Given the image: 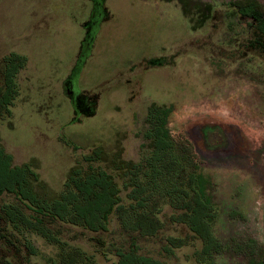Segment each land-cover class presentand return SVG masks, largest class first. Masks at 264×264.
Segmentation results:
<instances>
[{
  "label": "rangeland",
  "instance_id": "obj_1",
  "mask_svg": "<svg viewBox=\"0 0 264 264\" xmlns=\"http://www.w3.org/2000/svg\"><path fill=\"white\" fill-rule=\"evenodd\" d=\"M90 1L0 0V57L26 56L11 114L0 119L1 143L13 162L32 159L44 195L53 197L73 158L92 145L139 161L147 107L170 105L171 138L189 148L214 184L213 234L264 247V61L243 50L247 24L226 9L231 0H101L108 18L82 57L77 81L80 90L97 94L96 106L90 115H75L62 80L79 55ZM152 58L159 63L149 64ZM20 234L35 248L37 264L72 250L91 253L98 264L115 259L92 253L83 240L50 243L25 228ZM198 245L175 250L170 264H200L193 257ZM239 262L214 256V264Z\"/></svg>",
  "mask_w": 264,
  "mask_h": 264
},
{
  "label": "trees",
  "instance_id": "obj_2",
  "mask_svg": "<svg viewBox=\"0 0 264 264\" xmlns=\"http://www.w3.org/2000/svg\"><path fill=\"white\" fill-rule=\"evenodd\" d=\"M226 9L247 24L241 40L245 53L264 61V6L231 0ZM25 64L26 56L16 52L0 57V119L11 114L19 92L16 74ZM170 112L171 106L162 103L147 107L141 133L146 150L139 161L92 145L73 158L53 197L44 195L33 160L14 163L0 139V264H37L22 228L50 243L83 240L92 253L114 256L112 264H170L175 250L196 241L193 257L200 264H214L220 254L240 258L239 264H264V247L254 239L221 242L213 234L214 184L193 164L189 148L171 138ZM77 251L45 264H73L78 258L98 264L91 253Z\"/></svg>",
  "mask_w": 264,
  "mask_h": 264
},
{
  "label": "flooded vegetation",
  "instance_id": "obj_3",
  "mask_svg": "<svg viewBox=\"0 0 264 264\" xmlns=\"http://www.w3.org/2000/svg\"><path fill=\"white\" fill-rule=\"evenodd\" d=\"M91 8L87 10L85 18L80 23V29L82 31V40L80 39V47L78 49L79 55L75 59L72 68L69 73L63 76L62 87H65V98L71 105L72 113L77 115L78 111L88 112L90 115L96 106L97 94H89L85 90L82 91L77 87V81L79 78L80 70L83 66L82 57L88 53L89 47L94 44L95 33L99 30L101 19L108 18L107 12L102 6L101 0H91ZM95 34V35H94ZM89 48V49H88ZM83 53V54H82ZM149 64H158V58H152L148 60Z\"/></svg>",
  "mask_w": 264,
  "mask_h": 264
}]
</instances>
